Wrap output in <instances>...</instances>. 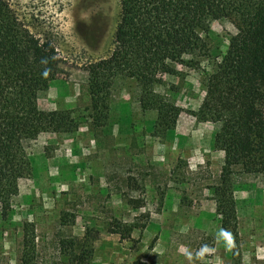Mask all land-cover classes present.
Returning a JSON list of instances; mask_svg holds the SVG:
<instances>
[{"label":"rangeland","instance_id":"obj_1","mask_svg":"<svg viewBox=\"0 0 264 264\" xmlns=\"http://www.w3.org/2000/svg\"><path fill=\"white\" fill-rule=\"evenodd\" d=\"M12 4L57 49L48 87L38 94L40 108L68 110L79 126L35 137L19 133L28 167L9 206L0 205V264H23L26 225L34 236L31 264H66L61 241L86 238L93 254L84 264H234L238 254L239 264H264V166L253 173L235 169L237 220L224 227L214 191L224 161L214 145L221 122L198 112L207 77L241 30L240 18L229 12L210 20L207 52L187 55L189 63L154 84L155 93L179 109L162 128L157 109L140 105L135 73L124 69L113 79L108 118L95 127L86 66L109 54L119 0ZM116 221L134 225L130 238L109 230ZM220 228L231 233V246L217 239ZM203 245L208 251L197 257Z\"/></svg>","mask_w":264,"mask_h":264},{"label":"trees","instance_id":"obj_2","mask_svg":"<svg viewBox=\"0 0 264 264\" xmlns=\"http://www.w3.org/2000/svg\"><path fill=\"white\" fill-rule=\"evenodd\" d=\"M12 1L0 0L3 209L9 206L16 181L28 167L19 133L25 130L35 137L41 132H72L79 126L68 110L40 108L38 94L49 83L48 72L46 76L42 73L53 64L57 49L50 37L42 38L30 29ZM229 12L235 13L243 26L230 37L221 61L207 77L206 94L198 109L205 118L221 122L214 145L224 152V161L214 191L216 213L224 227L235 226L237 220L232 185L235 169L253 173L264 166V0H119L110 52L86 66L93 126L105 124L113 79L124 69L135 73L140 105L144 110L157 109V124L162 128L170 114H177L179 109L156 94L154 84L165 74H176L177 65L189 63L187 55L206 53L204 34L210 20ZM131 202L133 207L142 206L139 200ZM109 230L125 239L130 238L134 225L116 221ZM90 239L83 243L61 241L67 252L66 264H84L92 256ZM33 242V229L26 225L23 264L32 262ZM237 248L235 245L234 250ZM235 257L239 264V254Z\"/></svg>","mask_w":264,"mask_h":264},{"label":"clouds","instance_id":"obj_3","mask_svg":"<svg viewBox=\"0 0 264 264\" xmlns=\"http://www.w3.org/2000/svg\"><path fill=\"white\" fill-rule=\"evenodd\" d=\"M46 62H47L46 60L41 61V63H46ZM47 72H48V70L45 69V71H44V73H42V75L46 76ZM217 239H222L227 246H231L233 243L231 233L224 228H220L219 231L217 232ZM205 251H208L207 245H203L201 247V249L196 253V256L197 257L201 256L202 253ZM186 255L188 256L189 259H191V255H192L191 253H186Z\"/></svg>","mask_w":264,"mask_h":264}]
</instances>
